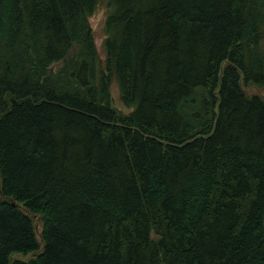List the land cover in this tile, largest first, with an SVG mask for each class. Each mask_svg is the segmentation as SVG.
<instances>
[{
    "label": "trees",
    "instance_id": "1",
    "mask_svg": "<svg viewBox=\"0 0 264 264\" xmlns=\"http://www.w3.org/2000/svg\"><path fill=\"white\" fill-rule=\"evenodd\" d=\"M249 85L264 0H0V264H264Z\"/></svg>",
    "mask_w": 264,
    "mask_h": 264
},
{
    "label": "rangeland",
    "instance_id": "2",
    "mask_svg": "<svg viewBox=\"0 0 264 264\" xmlns=\"http://www.w3.org/2000/svg\"><path fill=\"white\" fill-rule=\"evenodd\" d=\"M105 10L106 9H105L104 3L101 2L100 6L97 7V9L93 13V15L89 18L90 25L93 29L96 47H97V50H98V53H99L101 60H103V58H104V51L102 49V39H103V35H104L103 34L102 19L105 15ZM245 90L249 94L261 95L262 98H264V87L249 85L248 87L245 88ZM110 91H111V95H112L113 104L116 108L124 111L125 113L129 112L132 109L130 107H126L121 102L120 96H119L118 86H117L116 80L114 78L112 79L111 84H110ZM33 220H34V224H35L36 235H37V238H39V232L41 230V221H40L39 216H34ZM30 257H31L30 254L14 253L11 257V260L14 258L21 259V260H27Z\"/></svg>",
    "mask_w": 264,
    "mask_h": 264
}]
</instances>
